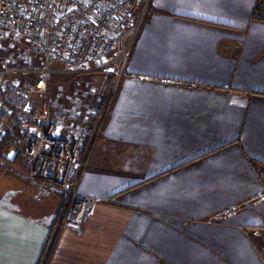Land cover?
Returning a JSON list of instances; mask_svg holds the SVG:
<instances>
[{"label": "crops", "instance_id": "0c3cea01", "mask_svg": "<svg viewBox=\"0 0 264 264\" xmlns=\"http://www.w3.org/2000/svg\"><path fill=\"white\" fill-rule=\"evenodd\" d=\"M255 3L152 1L80 178L97 203L81 235L62 228L49 264H264V236L251 231L264 202L209 220L264 192ZM37 194L0 162V264L40 261L64 196Z\"/></svg>", "mask_w": 264, "mask_h": 264}, {"label": "built area", "instance_id": "2783aa9c", "mask_svg": "<svg viewBox=\"0 0 264 264\" xmlns=\"http://www.w3.org/2000/svg\"><path fill=\"white\" fill-rule=\"evenodd\" d=\"M152 1L0 0V150L8 135L21 136L25 170L12 165L13 153L0 154V162L35 185L37 196H64L55 235L61 227L81 235L97 203L94 196L79 191L80 178ZM90 72L111 75L114 88L103 110L92 115L95 127L91 119L65 135L72 109L55 118L53 107L37 105L36 96L47 92L51 73ZM263 202L264 192L257 193L209 220L223 221ZM251 231L254 237L264 236V215ZM261 258L264 261V245Z\"/></svg>", "mask_w": 264, "mask_h": 264}, {"label": "rangeland", "instance_id": "374dc122", "mask_svg": "<svg viewBox=\"0 0 264 264\" xmlns=\"http://www.w3.org/2000/svg\"><path fill=\"white\" fill-rule=\"evenodd\" d=\"M48 89L44 94L36 96V104H47L55 107L54 117L57 118L67 109H72L74 117L68 120L69 134L71 128L81 129L92 119L94 113H99L101 98L109 97L114 88L113 77L100 72L85 74L51 73L47 76ZM106 97V98H107ZM86 144V139L84 140Z\"/></svg>", "mask_w": 264, "mask_h": 264}, {"label": "trees", "instance_id": "16d2710c", "mask_svg": "<svg viewBox=\"0 0 264 264\" xmlns=\"http://www.w3.org/2000/svg\"><path fill=\"white\" fill-rule=\"evenodd\" d=\"M150 8H151V6H150ZM252 19L256 20V21L264 22V0H256V3L254 5L253 11H252ZM119 87H120V82L118 83L116 91L112 94L111 98L109 99V102H108V105H107V108H106V111L104 114V118H103L101 125L99 127V131H98V134H97L95 141L103 132V129L106 125V121H107L108 116L111 112L112 105L118 96ZM106 97H107V95H105V96H103V98H101V102L99 103L100 111L103 110V108L107 102L108 97L107 98ZM95 141L93 142V145H94ZM87 144H89V139L86 140V145ZM24 148H25L24 139L21 136H19L17 133H14V134H10L6 137L5 142L2 146V149L0 150V154L2 156H4L8 151L14 150L15 154H14L13 159L11 160V163L15 168L19 169L20 171H24L25 170V163H24V156H23L24 155ZM252 161H253L255 167L259 164V161H257V160L253 159ZM59 216H60V213L56 217L55 222L50 229V234H49L48 239L44 245V249L42 251V256H41L38 264H49L53 254L55 252L59 233L62 230V227H61L59 229V231L57 232V234L55 235V229H56V225H57ZM53 238H54V240H53ZM52 240H53V244L51 246L49 254L47 255V252H48V249L50 247V243ZM46 255H47V258H46ZM45 258H46V260H45Z\"/></svg>", "mask_w": 264, "mask_h": 264}]
</instances>
